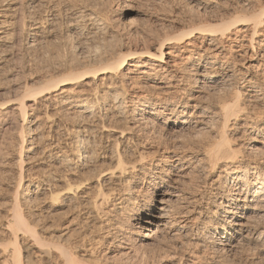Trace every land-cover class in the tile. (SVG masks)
<instances>
[{"label": "bare ground", "instance_id": "6f19581e", "mask_svg": "<svg viewBox=\"0 0 264 264\" xmlns=\"http://www.w3.org/2000/svg\"><path fill=\"white\" fill-rule=\"evenodd\" d=\"M93 1L0 0V70L16 35L26 53L46 49L58 64L32 83L23 76L0 101V138L18 128L16 194L0 223V264H110L95 246L107 237L113 252L128 254L143 245L129 235L154 237L163 249L157 254L170 260L164 264H235L236 252L264 251V111L250 104L264 98L251 70L264 66V36L257 38L264 0H188L191 8L221 11L204 29L160 38L141 27L135 0H123L127 9L115 11L140 40L133 44L121 41L120 22L109 17L113 0ZM244 42L252 58L242 78L236 64ZM215 84L225 88L203 96ZM162 129L171 135L154 148L147 135ZM243 133L251 136L245 145L237 141ZM25 148L40 149L42 174L23 178ZM142 176L160 191L151 190L144 205L133 201ZM47 202L73 213L60 231H38L40 217L23 214Z\"/></svg>", "mask_w": 264, "mask_h": 264}, {"label": "rangeland", "instance_id": "374dc122", "mask_svg": "<svg viewBox=\"0 0 264 264\" xmlns=\"http://www.w3.org/2000/svg\"><path fill=\"white\" fill-rule=\"evenodd\" d=\"M95 1L97 2V3L95 2L96 4H98V5L100 4L99 0H95ZM187 1L188 0H138V1L135 0V2H136L135 7L137 9H139L140 11H143L142 14L140 15V17H142V20H141L142 24H140L141 27H144V28L146 27L147 30L150 29L149 31L152 32V33H150L152 38H156V37L158 38L161 35H162V37H164L166 35L169 36L171 33L174 34L175 32H179L180 30H186V29H189L190 27H194V26L204 29L205 25L212 22L211 20L209 21V19H211L210 16L212 17L215 13H217V11H219V12L221 11L220 8L216 7V9H215V6H214V8H213V6L207 7V9H205V10H203L200 7H197V5L196 6L193 5V7L191 8L187 4ZM228 1H229V3H231L232 1L234 2L235 0H228ZM93 3H94V1H93ZM125 3H126V1H123V0H121V1L113 0L111 3H109L108 6L111 7V8H109L110 11L108 10L109 17L111 18V20L113 22L117 20L116 21L117 24L120 22L118 24V28L120 31H122L121 34L123 35V37H122L123 40H121V41L123 43H125V44H131L132 43L133 44L134 42L135 43H137L138 41L140 42V40H138V37H136L132 33L133 31H130L131 32L130 33L129 30L122 28L121 23L124 22L126 18L120 17L118 15V13H116V11H115L116 8H117V10L127 9V5H125ZM105 5H107V3H105L102 6H104L107 9L108 7ZM100 7H101V5H100ZM42 9L44 10V8H42ZM217 9H219V10H217ZM43 10L40 11L39 13L43 12ZM213 12H215V13H213ZM206 19H208V20H206ZM119 25H121V26H119ZM64 34H66V33H63V31L60 30L59 36H65ZM17 36L18 35L15 36L14 47L11 50L12 55L10 54L11 56H10L9 61L6 63V65L2 66V69L0 70V101L5 96H8L11 94V92L13 91L12 90L13 86L15 88L17 81L19 82L20 80L24 79V77H26L28 79V82L32 83V82L38 80L40 75L46 74L47 72L48 73L52 72L53 69L55 70L58 67V66H56V65H58L55 61L56 58H52V56L50 57L49 55H47L48 52L46 49L44 50V52L42 49H41V51L45 54L47 53L46 54L47 57L51 60H49L47 57H45L46 56L45 54L42 55V52L39 51L40 50L39 48L37 49V51H39V52H37L36 50H31V51H28L29 54L26 53L24 50H22L23 49L22 41ZM262 36H264V31L257 38L260 39ZM132 37L133 38L135 37L134 40ZM29 38H31V37H29ZM135 40H137V42ZM236 49H238V48H236ZM244 49L246 51H245V53H242V54L243 55L245 54V55L244 56L242 55V58H239L240 63L237 62L238 65L236 64V68L237 69L240 68V70H242V78H243V68H245L244 65H247L248 64L247 62H249L250 58H252L251 56H249L251 51H250V46L247 44V42H244V45H242V52H244ZM260 49H261V53L263 54L262 58H263V63H264V45L261 46ZM238 52H240V51H237L234 53L236 54ZM259 57L260 56H258V59H259ZM45 59L47 60V62ZM77 59L80 60V58L75 57V59L73 60L74 62H72V63L76 64ZM54 61H55V63L53 64ZM48 62H50V63L48 64ZM258 62L253 61V63H258ZM73 64L71 65V63H70V66H73ZM59 67H60V65H59ZM262 69L264 70V66L260 65L257 68L253 67L251 70L254 74H256L258 82L261 83L262 86H264L263 85L264 84V72H262ZM191 83H192V81L188 82V85L190 86ZM242 83L245 84L246 82H243V80H242ZM188 85L186 87V91L189 90ZM214 86L215 87L211 86V88H205L203 96H207V97L209 96L210 97V95H211V97H212L213 93L218 92V91H216V89L220 90V88H223V87L225 88V86L222 87V86H219V84H217V85L215 84ZM218 86H219V88H218ZM246 87H249V86L245 85L244 89H246ZM242 89H243V87H242ZM263 91H264V89H263ZM204 101L208 102L209 99H204ZM250 101H251V103H250L251 106L254 105L255 109H257L258 111H264L263 110L264 109V98L263 99H254V100H250ZM105 124H109V122L106 121ZM179 124L181 125V121L177 122L176 126H179ZM8 128H6V130H5V132L7 131L6 132L7 134L4 132V134H6V135L3 136L2 139L0 138V140H1L0 141V223H1V221H5L7 218L6 215H8V213L11 212V208H10L12 205L11 201H13V199H14L13 197H15L14 195L16 194L15 193L16 189H15V186L13 185L17 179V174L13 170V165H14V162L16 159L15 155L13 154V152H14L13 151V148H14L13 142L14 141L13 140H14V136L17 134L18 128L15 127L16 129H14L13 127L12 128L10 127L11 130H10V128L9 129ZM15 130H17V131H15ZM47 130H48V128L44 127V129L42 131H45V133L47 134L46 135L47 137H49L51 135L52 137L51 136L50 137L52 139L55 138L56 142H57V139H59L58 141L60 143L59 142H57V143H59V145L61 144L60 147L61 146L63 147L64 141L60 138L53 136L52 135L53 133L50 132L51 133L50 134L49 132H47ZM149 132L150 131L148 130L147 133L149 134ZM158 132H159V130H158ZM156 133L157 132L153 133L154 135H152V134L147 135V136H149V139H150L151 143L153 144L154 148L158 143L156 141H159L160 138L167 140V136L169 139V137H170L169 135H171V134H168L166 129H164V130L162 129V130H160L159 133H157V134ZM146 134H145V136H146ZM164 134L166 136H164ZM158 135H159V137H158ZM250 137H251L250 135L243 133L242 136L237 139V141L239 143H242V145H245L246 142L249 141ZM95 140H96V143L99 144V142L102 143L101 141L104 139H102V138L100 139L99 136H97L95 138ZM45 142H47V140H45L43 142L44 145L46 144ZM44 145L42 144L41 146H44ZM21 156H22V159H21L22 163L21 164H22V171H23L22 176H23V178H25L26 176H29V175H31V176L37 175L38 176V175L42 174L43 171H45L46 167H45V163L43 160L44 157L40 153V149H34V150L29 151V150H26V148H25V149H23ZM105 164H107V162H105ZM105 164H103V165H105ZM165 167L168 168V166L167 165L164 166V168H163L164 172L166 171ZM139 181H140V183H139L140 189L133 196V201L136 204H141V205L143 204L144 205L151 190L152 191L154 190L153 191L154 196H158V194H160L159 188L154 189L148 183L149 180H148L147 176L146 177L142 176L141 179H139ZM31 206H30V208H28V210L26 208H24L23 214H25V216L27 217L28 220H33L35 217L37 218V216H38V218L40 217V219L36 222V229L38 231H45V230H48L49 232L50 231H55V232L60 231L62 229L61 226L64 223V221L66 219H68L70 216H73V213L71 211L66 212L67 210L65 207L64 208H61V207H57V208L56 207H50L49 208L48 202L42 203V205L40 203H33ZM42 213H43V215H42ZM40 214H41V216H40ZM63 215H65V216L63 217ZM42 220H44L43 221L44 223L42 222ZM52 221H54V222H52ZM41 223H42V225H40ZM53 223H54V226H53ZM49 224L51 225L52 228L50 227ZM57 224L59 226H57ZM46 227H47V229H46ZM56 227H59V228L56 229ZM152 229H154V227H152ZM88 236H89L88 239H90L91 236L96 238V237L100 236V234L98 235V233H96L93 235L90 234ZM129 236H130L129 238L132 241V244H134L140 238L143 245H141V246L138 245L132 252H130L128 254H121L120 255L119 252L116 253V252L112 251L115 244L113 242H111V240L108 239L107 237H104V239H101L102 241L100 240L98 245L95 246L96 247L95 252H96L97 256H99V254L100 255L103 254L101 258H103L104 256H107L108 257L107 261L110 264H164V263H170V260L164 258L165 261H163V259H161L163 257H161V255L159 256V254L163 253V251L161 252V250H163V249H160L161 245H159V243H157L156 240H154L155 239L154 237L151 236V237L142 238L141 235L140 236L129 235ZM170 242L172 243L174 241H170ZM170 242H167L168 243L167 245L171 246ZM158 246H159V248H158ZM157 250H158V252H157ZM242 251L243 252H236L231 256V258H233V260H234V263L236 262L235 264H264V251L263 250H261L259 248H257V249L256 248H250V249H246V250H242ZM167 252H169V250ZM157 253H159V254H157ZM39 256H41V257H39ZM34 257H35V255H34ZM36 257H35V259L39 260L45 256H42L41 254H39V255L37 254ZM158 262H160V263H158ZM173 262H174V260H173Z\"/></svg>", "mask_w": 264, "mask_h": 264}]
</instances>
